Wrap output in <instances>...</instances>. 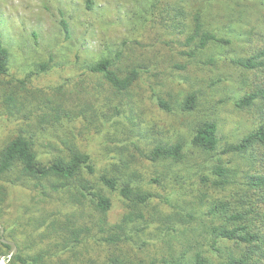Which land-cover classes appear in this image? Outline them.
<instances>
[{"label":"rangeland","instance_id":"374dc122","mask_svg":"<svg viewBox=\"0 0 264 264\" xmlns=\"http://www.w3.org/2000/svg\"><path fill=\"white\" fill-rule=\"evenodd\" d=\"M92 1L90 9L88 0H0V35L10 54L9 72L0 78V149L25 134L33 138L39 159L49 164L75 147L92 157L97 169L92 180L106 173L156 197L140 210L145 218L125 224L132 210L118 192H108L113 208L103 216L89 201L78 204L65 191L42 202L37 193L0 179L5 233L33 254L36 242H42L39 250L63 242L44 240L51 237L47 227L32 241V216L57 219L52 234L94 226L105 217L106 230L96 227V235L77 250L85 264H112L113 257L130 264H178L181 259L186 264L198 253L215 257L210 227L221 217L208 212L225 201L238 205L242 178L251 168L250 156L224 150L262 123L258 107L237 103L264 80V72L232 59H248L264 48V0ZM198 17L231 44L198 48L199 41L191 40ZM104 58L121 73L140 72L129 92H117L103 75L89 71ZM192 93L197 107L185 111ZM160 99L172 112L160 108ZM55 108L70 118L63 112L56 121ZM205 122L219 125L215 152L191 144ZM180 141L186 145L181 162L148 160L154 147ZM220 164L238 170L225 187L213 184ZM115 234L120 242L102 241ZM224 245L241 250L233 242Z\"/></svg>","mask_w":264,"mask_h":264},{"label":"trees","instance_id":"16d2710c","mask_svg":"<svg viewBox=\"0 0 264 264\" xmlns=\"http://www.w3.org/2000/svg\"><path fill=\"white\" fill-rule=\"evenodd\" d=\"M92 4L93 1L88 0L90 9ZM64 25L66 31L69 32L68 25L66 23ZM191 40H198L200 49H205L211 44L229 45L232 42L230 38L221 37L207 29L202 17L196 19ZM9 57V50L5 47L0 35V78L9 72ZM232 62L248 69H258L264 72V48L248 59L233 58ZM41 67L46 71L49 65L44 64ZM88 69L92 73L103 75L119 93L129 92L140 77V72L136 69L127 73L119 72L114 68L111 58H104L90 65ZM158 105L167 112L173 110L164 100L160 99ZM237 106L239 108L256 106L262 114V123L259 127L240 142L231 144L224 150L227 154L250 156L251 168L245 173L242 178L243 182H241L244 191L238 194V205L233 206L225 201V203L211 206L208 212L209 216L219 215L221 217L219 223L210 227L209 246L215 257H206L198 253L195 260H186L188 261L186 264H264V80L257 82L254 90L245 95L237 103ZM196 107L197 94L192 93L184 103V110L193 111ZM53 112L56 113L55 120L59 122L64 111L55 108ZM73 115L75 113L72 110V120ZM64 116L70 118V113L66 112ZM218 133L219 125L216 122H205L196 129L191 144L206 152H215L220 143ZM185 146L182 141L174 145L160 144L151 150L148 160L155 163L168 160L181 162L185 158ZM39 158L33 138L25 134L18 135L0 149V179H6L7 183L37 193L39 197L45 198L42 202L48 201L54 194L58 195L65 191L75 197L78 204L89 201L103 216H106L113 208V200L109 197L108 192H118L122 200L132 210L125 218V224L133 222L135 217L145 218V214L140 210L149 206L156 197L152 192L142 190L130 181L106 173L102 174L97 181L92 180L90 176H96L97 173L92 157L75 147L69 149L68 156L61 155L49 164H45ZM237 172L236 168L220 164L213 170V173L219 177L213 184L218 187L230 185ZM153 182L159 183V180L154 179ZM4 189L8 190L7 187ZM136 212L139 213L135 214ZM4 219L5 213L0 210V224L5 228ZM57 222L58 220L52 217L32 216L29 225L32 226L33 232L36 234L32 241H37L39 237L42 238L41 233L44 227H47L50 229L51 237L43 239H54L53 242L61 240L63 243L51 242L52 244L42 246L39 250L37 248L42 245V242L40 244L36 242L33 250L37 252L33 254L25 253L23 248L17 244L19 251L8 264H85V261L80 260L78 248L83 246L89 236L96 235V227L101 231L106 230L108 225L104 217L94 226L70 227L71 230L68 233L52 234L57 228ZM71 223L72 221L66 227ZM119 226L122 228L121 225ZM5 238L13 242L6 233ZM102 241L107 244H116L121 241V237H118L117 234L110 235L103 238ZM229 242L240 246V252L236 253L224 245ZM8 252H11V247L0 240V256L6 255ZM68 254L71 255L68 256ZM110 262L112 264H130L119 257L111 258ZM182 262L183 259L178 264H182Z\"/></svg>","mask_w":264,"mask_h":264},{"label":"water","instance_id":"95a60500","mask_svg":"<svg viewBox=\"0 0 264 264\" xmlns=\"http://www.w3.org/2000/svg\"><path fill=\"white\" fill-rule=\"evenodd\" d=\"M5 228L3 225L0 224V240L2 243L9 245L11 247V253L7 256H4L1 260H0V264H8L9 262H11V260L13 259V257L18 253L19 249L17 244H15L14 242H11L9 240H7L5 238Z\"/></svg>","mask_w":264,"mask_h":264}]
</instances>
